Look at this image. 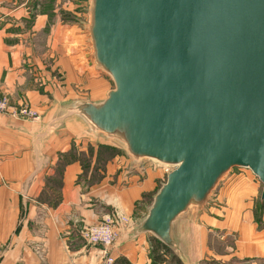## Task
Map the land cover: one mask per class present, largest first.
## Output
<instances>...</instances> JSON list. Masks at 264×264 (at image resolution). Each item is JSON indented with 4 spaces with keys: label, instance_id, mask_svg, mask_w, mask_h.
<instances>
[{
    "label": "water",
    "instance_id": "95a60500",
    "mask_svg": "<svg viewBox=\"0 0 264 264\" xmlns=\"http://www.w3.org/2000/svg\"><path fill=\"white\" fill-rule=\"evenodd\" d=\"M93 63L114 84L73 113L135 161L173 170L132 231L183 256L175 224L221 180L263 185L264 0H90Z\"/></svg>",
    "mask_w": 264,
    "mask_h": 264
},
{
    "label": "crops",
    "instance_id": "0c3cea01",
    "mask_svg": "<svg viewBox=\"0 0 264 264\" xmlns=\"http://www.w3.org/2000/svg\"><path fill=\"white\" fill-rule=\"evenodd\" d=\"M78 3L0 0V97L14 108L29 104L39 114L35 121L0 114V264H106L102 248L86 245L81 231L115 213L128 222L118 225L113 264L120 258L151 264L152 236L131 233L148 214L142 216L141 202L162 186L164 174L145 162L150 160H133L116 140L73 113L78 102H103L114 88L84 44ZM229 175L221 180L224 197L237 183L254 190L260 183L246 174L245 180ZM245 207V217L240 208L226 207V231L252 228L254 212ZM185 217L175 224V238L182 263L193 264L179 235ZM196 228L203 241L208 230ZM263 232L256 237L264 239ZM251 251L262 255L264 245Z\"/></svg>",
    "mask_w": 264,
    "mask_h": 264
},
{
    "label": "rangeland",
    "instance_id": "374dc122",
    "mask_svg": "<svg viewBox=\"0 0 264 264\" xmlns=\"http://www.w3.org/2000/svg\"><path fill=\"white\" fill-rule=\"evenodd\" d=\"M76 7L78 13L77 18L80 19V23L83 27L84 44L86 45L88 52H90L89 50L91 44L88 33L85 30L86 25L89 23L90 0H80V3H78ZM71 16L74 15L72 14ZM67 17V19H69V15ZM71 18L73 19V17ZM4 98L9 100L8 97ZM145 162L148 164H155L154 167L159 166L161 169L159 172L164 174L163 183H165L167 174L164 172V168L160 164L152 161ZM242 174H246L251 180L256 178L250 170L238 168L233 169L229 176H232L231 178L238 176L242 178V180H245L246 175ZM256 180L258 179L256 178ZM224 181L218 185L217 189L211 195L208 203L204 206V211L202 210L203 213L201 215H198V209L196 207H192L184 215L186 217L180 225L179 235L190 253L191 261L193 264H264V253L261 255L251 251L253 245L255 244H261L262 242L264 245V239L260 240L256 237L259 232L264 231V218L261 217L264 209V200L261 198L263 185L261 183H257L258 188L257 190H254L249 183H237L227 190V194L224 197V195L221 196L220 194L225 191L223 190ZM160 188L161 186L158 185L156 190L152 193H148L145 200L141 202L142 204H145V210L143 211L142 216L148 213L151 205L153 204L154 197ZM243 201H246L245 205L248 204L250 206L249 209L254 212L255 222L253 223L252 228H249L246 233L243 230L242 233L241 231H226L224 229L223 222H221L224 218L225 212L228 210L226 207L235 206L236 208H240L242 217H245L247 210H245L246 207ZM239 204H241L242 207H239ZM207 220L216 221H214L211 225ZM127 222L128 219L125 223L126 225ZM200 225L208 230L203 241L198 233V228H196ZM208 225L212 226V228H207ZM200 241L203 243L202 245L205 248L204 252H199L200 249H198V244H200ZM174 257L177 259V262H171ZM183 257L184 256L180 257L171 254L167 256V260L169 264H177L178 262L183 264Z\"/></svg>",
    "mask_w": 264,
    "mask_h": 264
},
{
    "label": "built area",
    "instance_id": "2783aa9c",
    "mask_svg": "<svg viewBox=\"0 0 264 264\" xmlns=\"http://www.w3.org/2000/svg\"><path fill=\"white\" fill-rule=\"evenodd\" d=\"M0 114H8L27 120H39V114L29 104H23L19 108H14L10 101L4 97H0ZM162 167L167 175L173 170L169 166L163 165ZM126 221V217L116 213L113 216H107L99 224L82 229V239L88 246L101 247L106 264H113L115 260L110 256V252L120 236L118 225H126Z\"/></svg>",
    "mask_w": 264,
    "mask_h": 264
},
{
    "label": "trees",
    "instance_id": "16d2710c",
    "mask_svg": "<svg viewBox=\"0 0 264 264\" xmlns=\"http://www.w3.org/2000/svg\"><path fill=\"white\" fill-rule=\"evenodd\" d=\"M173 254L168 248H166L161 242L155 238H151V252L150 259L151 264H169L167 256ZM177 262V259L172 258L171 262ZM116 264H128L125 258H120ZM177 264H180L178 262Z\"/></svg>",
    "mask_w": 264,
    "mask_h": 264
},
{
    "label": "bare ground",
    "instance_id": "6f19581e",
    "mask_svg": "<svg viewBox=\"0 0 264 264\" xmlns=\"http://www.w3.org/2000/svg\"><path fill=\"white\" fill-rule=\"evenodd\" d=\"M91 5V4H90Z\"/></svg>",
    "mask_w": 264,
    "mask_h": 264
}]
</instances>
